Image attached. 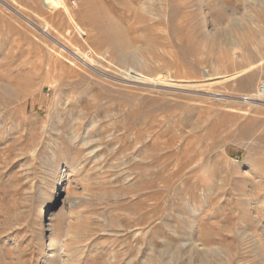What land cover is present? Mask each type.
I'll return each instance as SVG.
<instances>
[{
    "label": "rangeland",
    "instance_id": "obj_1",
    "mask_svg": "<svg viewBox=\"0 0 264 264\" xmlns=\"http://www.w3.org/2000/svg\"><path fill=\"white\" fill-rule=\"evenodd\" d=\"M57 1L0 0V264H264V0Z\"/></svg>",
    "mask_w": 264,
    "mask_h": 264
},
{
    "label": "bare ground",
    "instance_id": "obj_2",
    "mask_svg": "<svg viewBox=\"0 0 264 264\" xmlns=\"http://www.w3.org/2000/svg\"><path fill=\"white\" fill-rule=\"evenodd\" d=\"M2 1V0H1ZM42 2L45 4V6H46V8L47 9H49L50 11H54V10H56V9H58L59 7H60V5H61V3L59 2V1H57V0H42ZM4 3V2H3ZM6 4V3H5ZM65 6V5H64ZM11 8V7H10ZM11 9H13V12L14 13H16L17 15H19V16H21L20 15V13L16 10V9H14V8H11ZM65 10V9H64ZM67 10H66V13L65 14H67ZM64 13V12H63ZM63 16V15H62ZM67 16V15H66ZM69 16V15H68ZM24 18V17H23ZM26 18V17H25ZM69 20V19H68ZM70 20H72V19H70ZM61 23V22H60ZM37 27V26H36ZM60 27V26H59ZM45 29L42 31V33H43V35H45V36H49L50 34H49V31H48V28H49V26H45L44 27ZM68 31V30H67ZM81 32V31H80ZM59 34V33H58ZM83 34V33H82ZM58 36V35H57ZM54 40V39H53ZM54 42L56 43V44H58L61 48H63V49H65L66 47H64L65 45H63L62 43H60V42H58L56 39L54 40ZM62 49V50H63ZM73 49V48H72ZM69 51V50H68ZM71 54H73V56H76L75 57V59L76 58H79V59H81L82 60V62L84 63V64H87L86 63V61L87 62H90L91 61V58L90 57H86V56H84L82 53H80L79 51H76L75 50V52L74 51H72L71 52ZM59 55V54H58ZM60 56V55H59ZM85 59H84V58ZM74 58V57H73ZM93 62V61H92ZM86 66H88V65H86ZM92 70V69H91ZM96 71V70H95ZM130 73H132V72H130ZM138 77V76H137ZM129 78H132V77H129ZM163 78V77H162ZM159 79V78H158ZM220 79V78H219ZM160 80V79H159ZM166 80H167V78H164V81H161V82H159V83H162V84H164V83H167L166 82ZM216 80V79H215ZM143 82V81H142ZM153 82V81H152ZM181 82V81H180ZM179 82V83H180ZM216 82V81H215ZM151 83V82H150ZM176 84H177V82H175ZM174 85L173 84V86L174 87H176V88H178V87H184V88H190V86H192V84H189V83H186V84H184L183 83V85L181 84V85ZM169 86H170V84H169ZM171 87V88H174V87ZM263 103H264V100H263ZM59 175H63V173L62 172H60L59 173ZM51 202H52V197H47V199H46V201L43 203V204H41V207L43 208V207H48L50 204H51ZM36 215H37V217H41L42 215H43V209L42 210H39L37 213H36ZM43 226H45V225H43ZM48 227L50 226L49 224L47 225ZM36 244H37V246H40L41 244H42V235H40L39 236V239L37 240V242H36Z\"/></svg>",
    "mask_w": 264,
    "mask_h": 264
},
{
    "label": "built area",
    "instance_id": "obj_3",
    "mask_svg": "<svg viewBox=\"0 0 264 264\" xmlns=\"http://www.w3.org/2000/svg\"><path fill=\"white\" fill-rule=\"evenodd\" d=\"M260 100H264V81H261L255 92L251 96L243 97L244 102H249V101H257L261 102Z\"/></svg>",
    "mask_w": 264,
    "mask_h": 264
}]
</instances>
